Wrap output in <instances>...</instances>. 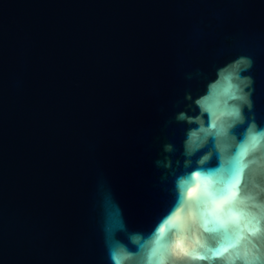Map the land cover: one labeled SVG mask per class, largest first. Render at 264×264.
<instances>
[{
    "label": "water",
    "instance_id": "water-1",
    "mask_svg": "<svg viewBox=\"0 0 264 264\" xmlns=\"http://www.w3.org/2000/svg\"><path fill=\"white\" fill-rule=\"evenodd\" d=\"M249 76L264 96V0H0V264H240L264 241V106L233 99ZM233 159L225 234L209 194Z\"/></svg>",
    "mask_w": 264,
    "mask_h": 264
},
{
    "label": "snow or ice",
    "instance_id": "snow-or-ice-1",
    "mask_svg": "<svg viewBox=\"0 0 264 264\" xmlns=\"http://www.w3.org/2000/svg\"><path fill=\"white\" fill-rule=\"evenodd\" d=\"M240 63L244 64L245 68H251L254 65V61L251 58H245V56H241V59L237 61V65ZM244 87L247 91L241 89V95L239 97H233V99H238L244 106L248 109H255L257 105L264 106V96L257 95V79L254 76H249L244 81ZM196 103L199 105L201 103L200 100H197ZM204 112L207 113V119L210 129L217 128V124L213 119L214 113L210 109H203ZM231 115L233 116V123L239 122L241 119V114L238 109L234 110ZM262 130H264V126H261ZM209 135L213 136L216 140L215 148L220 149V137L222 132H208ZM199 146V145H197ZM219 154V153H218ZM192 167L199 168V171L195 173V175H199L200 172L205 171H213L212 169H207L204 166V161L201 160L198 163L193 161ZM241 172L242 168L239 166L238 160L233 159L228 166V179L226 180L224 186L222 188L217 189L214 193L209 194L211 195L212 199L215 201L216 197H220L219 202L217 203L216 208L211 210L210 219L207 221L208 223H212L214 231H222L225 234L230 230V225L236 223L234 219L230 217H226L224 215V210L220 207L221 205L224 206L226 209H231L236 199V193L233 191L236 185L240 183L241 179ZM193 171L188 170L187 175L188 179L191 180L193 176ZM183 185H180V191L174 193L173 201L171 207L167 213V215L159 221V225H164L168 223L169 218L171 217L172 213L177 210L185 200V195L183 191ZM251 198V197H249ZM200 201L203 202L207 199L206 195H201L199 197ZM196 217H193L195 221ZM253 219H256L253 217ZM257 223L259 221L257 220ZM157 232L160 231V227L158 226L156 229ZM254 234L259 231V229H251ZM236 246V242L233 240H223L218 241L217 246L214 248H210L209 250L212 252L213 256H222L223 253L227 252L229 248H234ZM252 248L254 249L253 254H249L247 250L243 251L242 253H238L236 259L240 261V264H264V241L261 242H253ZM194 257H198L200 259H207V256H201L199 252L190 253ZM174 264H180L179 261L174 262Z\"/></svg>",
    "mask_w": 264,
    "mask_h": 264
}]
</instances>
